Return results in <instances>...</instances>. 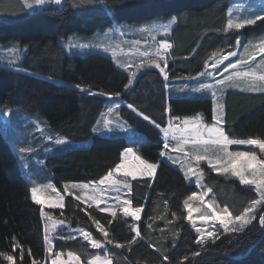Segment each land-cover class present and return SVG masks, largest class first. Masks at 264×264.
Instances as JSON below:
<instances>
[{
  "label": "trees",
  "instance_id": "1",
  "mask_svg": "<svg viewBox=\"0 0 264 264\" xmlns=\"http://www.w3.org/2000/svg\"><path fill=\"white\" fill-rule=\"evenodd\" d=\"M229 1L64 0L60 6L29 12L21 0H0V44L25 47L20 67L28 72L0 65V111L20 110L46 124L51 137L59 135L80 143L69 148L53 146L45 155V167L55 185L61 188L63 183L100 180L120 163L127 147L142 159L158 164L153 177L130 180L131 206L142 209L138 221L84 205L72 195L64 197L63 207L51 210L71 228L85 229L95 237H100L99 228H103L102 234L108 233L103 238L112 264H264V226L259 218L254 219L239 231L225 234L220 230L213 238L198 243L185 207L196 187L159 155L163 149L160 130L121 106L119 113L134 135L93 131L110 96L133 105L162 127L168 118L176 117L200 116L211 123L210 96L167 99L165 80L156 69L141 74L125 90L130 74L110 56L69 54L59 40L72 34L102 32L113 23H142L174 16L176 24L168 38L172 45L168 80H184L200 74L213 55L232 48L237 36L246 40L264 34L261 21L241 30L227 29ZM222 107V127L230 139H264V92L228 89L222 96ZM33 137V144L44 143L38 134ZM260 156L264 159V153ZM203 169L205 183L218 204L233 215H239L257 198L253 187L240 184L234 176L216 174L207 166ZM40 209L31 199L28 180L13 147L0 130V264H8L4 259L8 254L14 255V264H33V260L50 264ZM257 213H264V205ZM134 227L140 236L129 244L136 236ZM65 230L56 231L55 251L80 253L81 247L88 246L78 237L67 236ZM13 245L20 248L14 251Z\"/></svg>",
  "mask_w": 264,
  "mask_h": 264
},
{
  "label": "rangeland",
  "instance_id": "2",
  "mask_svg": "<svg viewBox=\"0 0 264 264\" xmlns=\"http://www.w3.org/2000/svg\"><path fill=\"white\" fill-rule=\"evenodd\" d=\"M21 1L24 4V0ZM63 1L64 0H61V4H59L58 6L62 5ZM32 2L33 0H29V3ZM49 5L57 4L47 3L42 6H34L32 8L26 9L29 12H32L36 9H41ZM262 6H264V0H230L227 11V21L230 12L234 19H243L246 16L248 18H252V12H258V14L264 16V10H260ZM173 18L175 17L171 16L166 19H156L153 21L142 23H113L112 26L107 30L96 32L92 35L72 34L67 38L60 39L59 44L63 46L69 54H78L82 56L89 53H101L106 56H110L113 62L118 67L130 74V79L132 80V84L129 87L130 89L144 72L151 69H156L159 71L158 68L150 64V60H156L161 67H164L165 62L168 66L171 60L172 47L168 50L167 54H165L163 50H160V55L164 56V59H159L156 53L162 40L170 43L168 38L170 36L172 28L176 24V18L174 22ZM165 28H167L166 33ZM261 40H264V34L257 38H250L246 40L242 38L240 44H237L236 41L232 48L213 55L208 60L203 71L200 74L184 80L165 81L167 99L176 96H210L213 103L212 115L215 110V114L223 120V107L221 109L220 106H222V96L226 90L234 89L238 91L264 92L260 90H248V82L254 77L257 78L256 83L258 86L264 85V82L259 81L258 79L259 76L264 75V59L261 58L262 56H264V54H257V49L255 47L261 42ZM81 44H87L89 45V47L81 48ZM25 51V47L20 46L16 43L0 44V65L8 66L18 72L28 73L20 67V63L23 55L25 54ZM229 51L234 52L237 55L231 56L227 60H225L224 57ZM249 55L255 56V60H249L247 64H237V61L241 58H243L244 60H248ZM221 61H223V63H221ZM230 64H237V66L235 68H232L229 66ZM214 65H216V67H214ZM226 67L228 68L227 71H225ZM246 72L251 73L252 75L247 77L243 75H237V73L243 74ZM205 73H210V75H207ZM111 98L113 99V101L109 99L106 100L104 111L93 131L95 133L104 135H109L114 132H120L127 135L128 137L134 135L135 131L126 123V121L121 117L119 113V109L121 108V106L127 107L128 104L118 97ZM109 109H111V111H109ZM172 119L173 118H171V120ZM185 119L190 122V126L197 120L207 125H212L213 123H215L214 121H212L211 123H205L200 116L185 117ZM106 120L109 122L107 126L105 125ZM169 120L170 118H168L167 123L164 127H168ZM0 130L2 131V134L5 136V138L10 142L19 159L21 170L28 180V184L30 186V194L31 188L37 187L39 189L38 197L46 201L43 205H39L41 208L43 207L46 214L45 216L41 215L44 235L45 228L47 227L48 235L51 239V244L47 243L44 240L47 261L51 264V260L55 259V254L59 253L61 255V259L64 261H69V264H88V261L97 255H99L102 260L107 257V259L110 260L112 264L110 249L108 247V244L106 243V239H104L105 236L102 234V232H100L99 234L100 237H95L92 233L89 232L92 235L93 239L99 240L102 244V248L93 249L91 247V244L83 238L82 232L86 230L79 227L71 228L70 224L67 221H65L61 217H57L51 211L52 209L61 208L60 205L57 204L56 207H51L49 206L47 201L52 200L53 202H55L57 200H60L61 197H63L64 200V197L66 195H72L84 205L96 206L100 209L109 208L111 210H114L116 213L123 214L120 209L125 206L123 204V200H130V180L133 178L130 176L125 177L123 175V171H113L112 179L120 181L119 185H113L110 181L99 183L103 179L101 178L100 180L94 182L63 183L61 185V188H59L55 185L53 179L51 178V173L45 167V155L52 151V149H54L53 146L60 145L62 147L64 146L66 148H69L71 146L80 144L79 142H72L59 135L51 137L46 124H44L41 120L34 116H29L20 110H13L11 108H4L0 111ZM36 134H38L39 137L43 138V144H33V136H35ZM161 136L163 141L162 132ZM58 141L61 142L58 143ZM169 143L170 148L167 150V155L163 157L164 160L181 171L187 183L192 184L196 187L195 193L200 194L201 192L210 189L205 183L206 174L203 167L207 166L212 170L213 168L209 166L207 159L197 163V161H195V159H193L192 157H194L195 155H205L215 160L217 157H223V153L219 150V147L212 144L193 145L190 143L184 146V151L174 152L171 149L175 146L176 142L170 141ZM21 148H25L27 149V151L22 153L20 151ZM164 150L165 149L163 148L162 151ZM228 151H254L260 159H263L261 158L260 154L264 153L261 152L258 147L251 145H228ZM134 152L136 153L135 150ZM184 152H188L189 155L185 156ZM136 155L138 154L136 153ZM168 156H171L172 159H168ZM172 160H176L177 163H173ZM137 164L138 161H135L133 157L129 156L125 161V170L135 169ZM217 167H219V165H217ZM189 168H191L192 171H189ZM213 172H215L216 174L231 175L230 172L222 173L215 170H213ZM155 173L153 174V176L155 175ZM139 177L146 176H142L138 173L136 178ZM235 178L239 180L238 177ZM197 181H199V183ZM124 183H127L129 187H123ZM85 184H87L89 187H82V185ZM49 185H51V187H49ZM246 186L253 187V189L257 193V198L255 200L262 201L261 204H258L256 206L255 210V219H258L259 214L257 212L264 205V197H262L260 195V192L257 191L256 185ZM53 188H55L56 191H53ZM63 200L61 201L62 204ZM186 201L193 208L192 217L193 220H195V226L193 225L191 220H187L193 227L196 235L203 241L213 238L214 235L220 230L225 234L231 233V231L226 232L218 221L209 220L205 222L199 219L200 215H211V212L213 210L217 211V213L221 216L224 215V213L222 212V209L224 207L218 204L212 191H210L208 195L204 197L203 202L195 199ZM251 202H248L245 207L251 206ZM209 203L212 205V208L208 207ZM128 207L130 212L135 210V208H133L131 204ZM196 209H199V211H197ZM107 213L111 214V211H108ZM140 215L141 212L139 213V216ZM48 216H51L52 220H49ZM128 217H131L133 220L138 221L131 215H129ZM237 225H239V222H237ZM245 226L247 225L240 227V230ZM197 227L201 229L200 233L196 232L195 229ZM62 228L66 229L65 231L66 233H68L67 236L76 238L78 237V239L82 243H88V246L81 247L80 253L74 251H55L54 241L57 237L56 231ZM208 231H213L214 235L212 237H207ZM49 248H51V252L48 251ZM69 252L79 257V261H70L68 256Z\"/></svg>",
  "mask_w": 264,
  "mask_h": 264
},
{
  "label": "snow or ice",
  "instance_id": "3",
  "mask_svg": "<svg viewBox=\"0 0 264 264\" xmlns=\"http://www.w3.org/2000/svg\"><path fill=\"white\" fill-rule=\"evenodd\" d=\"M47 3H54V4H61V0H33L32 3H29V0H24V7L25 8H32L34 6H42ZM260 10H264V6ZM252 18H248L247 16L243 19L236 18L234 19L231 15V12L229 13V18L227 21V29H235V30H241L245 28L246 25H254L257 21L264 22V16L258 14V12H252L251 13ZM175 21V18H173V22ZM167 32V28H165V33ZM154 38V37H153ZM237 44H240L242 37L237 36ZM81 48H88L89 45L87 44H81ZM172 47L170 43H167L165 41H161L159 44V49L157 50L156 55L159 57V59H164V56L160 55V50H163L165 54H167L168 50ZM257 49V54H264V40H261V42L255 46ZM237 55L234 52L229 51L227 55L224 57L225 60H227L231 56ZM264 59V56L261 57ZM254 61L255 56L249 55L248 60H244L241 58L237 61V64H247L248 61ZM223 63V61H221ZM150 64L154 65L156 68L159 69L160 74L164 77L165 81L169 79L168 74L166 72L167 63L165 62L164 67H161L160 64L156 60H150ZM237 64H230L229 66L232 68H235ZM139 67V66H138ZM216 67V65H214ZM228 68H225V71H227ZM207 75H210V73H205ZM203 75V74H202ZM237 75H243V76H250L251 73H237ZM230 79V78H229ZM257 78H253L248 82V90L254 91V90H260L264 91V85L258 86L256 83ZM259 81L264 82V75H261L258 77ZM132 84V80L130 79L128 84H126L125 90H128L129 87ZM79 87V85H77ZM83 91V89H81ZM199 91V89H198ZM93 94V93H89ZM120 93H116V96H119ZM215 95V94H214ZM127 107L131 109L132 112L136 113L137 116L142 117L144 121H148L150 124L154 125L156 129H159L165 138V142L163 144L164 151H161L159 155L161 157H165L167 155V150L170 148L169 140L175 141L176 144L174 147H172V151L174 152H181L184 151V146L188 144L193 145H216L219 147V150L223 153V157H217L215 160L212 158H209L205 155H195L192 157L199 163L200 161H203L207 159V162L210 167L213 168V170L222 172V173H231L232 176L238 177L239 182L242 185H256L257 191L260 192V195L264 197V159L258 158L257 154L252 151H235V152H229L228 151V145H251L256 146L260 149L261 152H264V139L259 138H248V139H230L228 135L225 134V130L221 125L223 124V120L215 114V110L212 116V119L215 123L212 125H207L201 123L199 120L192 123L190 126V122L185 119L183 121V127L180 124H174L172 120H169L168 127H162L160 123H157L155 120L150 119L148 115H145L143 112L138 111L133 105L128 104ZM222 109V106H220ZM111 111V109H109ZM165 111H169V109H165ZM109 122L106 120L105 125L107 126ZM206 134V137H205ZM61 141H58L60 143ZM20 151L23 153L27 151L25 148H21ZM185 156H188V152H184ZM131 156L135 161H138V164L136 165L135 169L132 170H125V161L128 159V157ZM168 159H172L171 156H168ZM173 163H177L176 160H172ZM219 165V167H217ZM183 167V165H182ZM157 164L155 163H149L147 160L141 159L140 156L136 155L132 147H127L124 150V153H122L121 157V163L117 164L115 169L112 171H109L105 177L99 182L104 183L105 181H110L113 185H119L120 181L112 179L113 177V171L115 172H121L123 171V175L125 177H132L133 179L136 178L137 174L139 173L142 176H153V174L156 172ZM189 171H192L191 168H189ZM187 175V174H186ZM199 183V181H197ZM51 187V185H49ZM82 187L87 188L89 187L87 184L82 185ZM123 187L127 188L129 185L127 183L123 184ZM53 191H56L55 188L52 189ZM118 190V189H117ZM211 191V189H208L207 191H203L200 194L192 193L190 196H188L187 200H200L203 202L204 197L208 195V193ZM39 189L37 187L31 188V199L34 203L43 205L46 201L38 197ZM63 197L60 198V200H57L53 202L52 200H48L47 203L51 207H56L57 204L60 205V207H63L62 201ZM261 200H253L251 202V206L245 207L243 211L239 215L233 216L232 213L229 211L227 207H224L222 209V212L224 215H219L217 211L213 210L211 212V215H200L199 219L201 221H218L219 224L224 228L226 232H236L240 230V227L244 225H248L252 222L253 219H255V210L256 206L258 204H261ZM123 204L125 205L120 209V211L123 212L124 216L131 215L134 219L139 220L140 216L139 213L142 211L140 207L135 208L134 211H129V205L131 204V201L129 199L123 200ZM185 207L187 209L188 215L187 219L191 220L193 225L195 226V220H193L192 212L193 208L185 202ZM209 208H212V205L209 203ZM102 211L108 212L111 211V214L113 216L116 215V212L114 210H111L109 208H103ZM199 211V209H196ZM41 215L45 216V212L43 207L40 209ZM49 220H52L51 216H48ZM237 222H239V225H237ZM259 222L262 226H264V213L259 215ZM62 223V222H60ZM231 225V227H230ZM54 226V225H53ZM99 228V225H97ZM100 231H104L103 228H99ZM197 233L201 232L200 228L195 229ZM133 231L136 232V236L132 238V241L129 242V244L134 243L136 241V237L140 236V232L133 228ZM83 238L87 240L93 249H100L102 248V244L99 240L93 239L92 235L87 232L83 231ZM104 235L107 236L108 233L104 232ZM214 235L213 231L207 232V237H212ZM74 238V237H73ZM217 239L219 237H216ZM44 240L51 244L50 236L48 235V228H45V235ZM197 242L202 243L203 240L200 237H197ZM108 243L111 244L112 241L108 240ZM117 248L123 247L121 244H116ZM14 251L18 248H20V245H13ZM49 252H51V248L48 249ZM31 254V253H29ZM194 255H199V253H195ZM69 260L70 261H79V257L73 255L71 252L68 253ZM21 257H23V253L21 252ZM4 259L8 262V264H14V255L8 254L4 256ZM33 264H36V261L33 260ZM51 264H69V261H64L61 259V255L59 253L55 254V259L51 260ZM88 264H111V261L105 257L103 260L99 255L93 257L88 261Z\"/></svg>",
  "mask_w": 264,
  "mask_h": 264
},
{
  "label": "built area",
  "instance_id": "4",
  "mask_svg": "<svg viewBox=\"0 0 264 264\" xmlns=\"http://www.w3.org/2000/svg\"><path fill=\"white\" fill-rule=\"evenodd\" d=\"M185 120V117H176V118H173L172 119V122L174 123V124H180L182 127H183V121ZM171 140H169V142H170ZM164 142H165V138H164V136H163V144H164Z\"/></svg>",
  "mask_w": 264,
  "mask_h": 264
},
{
  "label": "crops",
  "instance_id": "5",
  "mask_svg": "<svg viewBox=\"0 0 264 264\" xmlns=\"http://www.w3.org/2000/svg\"><path fill=\"white\" fill-rule=\"evenodd\" d=\"M109 100H111V101H113V99L110 97V98H108ZM114 100H116V99H114ZM98 122V121H97ZM96 126V125H95Z\"/></svg>",
  "mask_w": 264,
  "mask_h": 264
}]
</instances>
